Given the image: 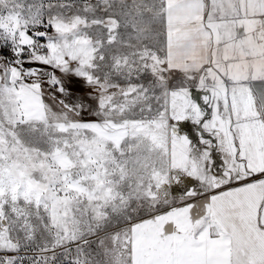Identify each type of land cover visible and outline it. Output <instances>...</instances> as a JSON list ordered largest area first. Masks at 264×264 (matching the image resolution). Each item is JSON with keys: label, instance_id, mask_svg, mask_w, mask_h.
Here are the masks:
<instances>
[{"label": "snow or ice", "instance_id": "6c2138e0", "mask_svg": "<svg viewBox=\"0 0 264 264\" xmlns=\"http://www.w3.org/2000/svg\"><path fill=\"white\" fill-rule=\"evenodd\" d=\"M0 264H264V0H0Z\"/></svg>", "mask_w": 264, "mask_h": 264}, {"label": "flooded vegetation", "instance_id": "af4514ba", "mask_svg": "<svg viewBox=\"0 0 264 264\" xmlns=\"http://www.w3.org/2000/svg\"><path fill=\"white\" fill-rule=\"evenodd\" d=\"M191 126H192V125H191L190 122L185 124V127L187 128V131L190 130V127H191Z\"/></svg>", "mask_w": 264, "mask_h": 264}, {"label": "rangeland", "instance_id": "374dc122", "mask_svg": "<svg viewBox=\"0 0 264 264\" xmlns=\"http://www.w3.org/2000/svg\"><path fill=\"white\" fill-rule=\"evenodd\" d=\"M184 130L187 131V128L185 127ZM188 131H194L193 127L191 126L190 130H188Z\"/></svg>", "mask_w": 264, "mask_h": 264}]
</instances>
